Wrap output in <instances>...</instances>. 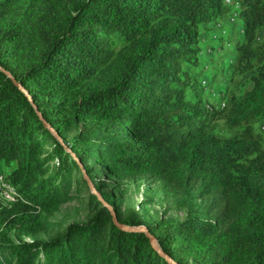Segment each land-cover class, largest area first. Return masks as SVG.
<instances>
[{"label": "trees", "instance_id": "1", "mask_svg": "<svg viewBox=\"0 0 264 264\" xmlns=\"http://www.w3.org/2000/svg\"><path fill=\"white\" fill-rule=\"evenodd\" d=\"M236 1L234 86L215 108L201 28L229 13L225 0H0V264H171L146 231L118 223L147 228L177 264H264V133L254 128L264 120V0ZM105 171L174 188L201 181L222 204L214 219L158 226L138 210L120 215L101 193L116 223L90 189L98 212L88 222L48 240L2 236L80 198L85 174Z\"/></svg>", "mask_w": 264, "mask_h": 264}, {"label": "rangeland", "instance_id": "2", "mask_svg": "<svg viewBox=\"0 0 264 264\" xmlns=\"http://www.w3.org/2000/svg\"><path fill=\"white\" fill-rule=\"evenodd\" d=\"M225 3L231 7L229 13L201 28L202 52L199 60L204 72L205 101L215 108L223 105L227 91L234 86L231 66L236 58L234 41L243 37L239 3L235 0H225ZM216 125L219 131L227 133L224 121L218 119ZM84 128L81 124L79 128L69 129L65 135L67 142L70 144L72 139L85 131ZM254 128L264 133V120L257 121ZM95 177L94 181H90L94 188L95 185L100 186V191H96L101 195L102 202L105 200L101 193L109 194L120 215L125 216L138 210L158 226L178 223L190 217L214 219L222 204L219 195L202 192L201 181H192L174 188L166 186L155 177L125 179L110 171L97 173ZM94 195L98 198L97 193ZM97 212L98 206L91 198L90 188L82 185L80 198L51 208L34 223L2 236L8 242L54 239L70 224L88 222Z\"/></svg>", "mask_w": 264, "mask_h": 264}, {"label": "water", "instance_id": "3", "mask_svg": "<svg viewBox=\"0 0 264 264\" xmlns=\"http://www.w3.org/2000/svg\"><path fill=\"white\" fill-rule=\"evenodd\" d=\"M16 84L19 86V87H21L23 90H24V92L27 94V96L29 97V99L30 100H32V96L31 95H29V93L27 92V90H25L23 87H22V85H21V83H19V82H16ZM47 127L54 133V135H56L57 137H58V139L60 140V141H62L61 140V138H60V136L58 135V133L49 125V124H47ZM85 178L87 179V181H88V185H89V188L91 189V191L93 192V193H97V195H98V199L100 200V201H102V198H101V195L96 191V189L94 188V185L91 183V181H90V178L85 174ZM106 207H108V209L111 211V213H112V216H113V220L116 222V223H118L117 222V215H116V212L114 211V209H113V207L111 206V205H109V204H107L106 202H102ZM118 225L120 226V227H122V228H125V229H127V230H139V231H146L147 232V236L152 240V245H153V247L154 248H156L158 251H159V253H161L166 259H167V261H169L171 264H177L176 263V261L175 260H173L170 256H168L167 254H165L164 252H163V250L159 247V245L157 244V242L155 241V239H154V237L147 231V228H145V227H142V226H140V227H130V226H127V225H123V224H121V223H118Z\"/></svg>", "mask_w": 264, "mask_h": 264}, {"label": "built area", "instance_id": "4", "mask_svg": "<svg viewBox=\"0 0 264 264\" xmlns=\"http://www.w3.org/2000/svg\"><path fill=\"white\" fill-rule=\"evenodd\" d=\"M235 1H236V0H235ZM5 194H6V196H7L9 199H12V195H11L10 192L7 191Z\"/></svg>", "mask_w": 264, "mask_h": 264}]
</instances>
